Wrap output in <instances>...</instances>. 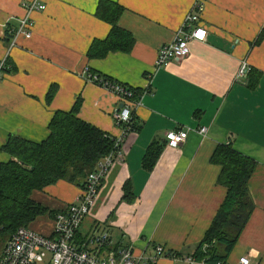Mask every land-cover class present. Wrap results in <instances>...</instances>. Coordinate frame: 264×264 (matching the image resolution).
<instances>
[{"label": "crops", "instance_id": "0c3cea01", "mask_svg": "<svg viewBox=\"0 0 264 264\" xmlns=\"http://www.w3.org/2000/svg\"><path fill=\"white\" fill-rule=\"evenodd\" d=\"M32 1L0 0V61L11 66L0 79V162L8 161L1 148L10 137L44 141L53 115L70 111L77 100L80 120L117 135L111 118L117 101L81 77L87 68L140 91L142 106L134 117L138 129L125 139L124 160L104 179L76 242L107 231L105 251L130 247L152 257L161 246L177 258L156 264H188L185 259L195 257L226 195L218 183L222 168L211 161L216 148L225 145L254 163L247 182L254 209L224 262L238 264L248 257L250 264H264V0H208L201 23L205 40L191 42L187 58L157 71V51L172 40L192 0H109L124 8L118 25L132 35L134 46L128 54L101 59L87 56L92 42L105 40L111 28L95 16L98 0H40L46 9L31 13V38H20L10 48L9 31ZM243 65L257 73L255 86L249 84V71L239 76ZM201 127L206 137L197 134ZM178 129L191 132L177 148L167 147L165 134ZM156 143L158 160L146 171L142 160ZM126 185L130 202L123 198ZM79 192L78 186L59 181L32 198L57 213ZM42 218L47 224L31 229L50 236L53 219ZM215 246L222 256L224 246Z\"/></svg>", "mask_w": 264, "mask_h": 264}, {"label": "trees", "instance_id": "16d2710c", "mask_svg": "<svg viewBox=\"0 0 264 264\" xmlns=\"http://www.w3.org/2000/svg\"><path fill=\"white\" fill-rule=\"evenodd\" d=\"M124 11L115 2L98 0L95 16L111 28L105 40L92 42L87 53L89 59H101L109 53H130L134 38L118 25ZM8 38L10 40L11 37ZM4 71L11 73L8 60ZM256 75L252 70L247 74L250 86L257 84ZM101 77L109 84H117L108 77ZM141 95L140 91H134L135 98ZM50 98L51 92L47 101ZM80 106V100H77L70 111L56 112L48 125L49 134L44 141L34 143L10 137L1 148L8 156V161L0 162L1 243L4 244L17 229L29 228L40 217H55L56 212H50L37 203L32 198L33 193L41 192L59 181L83 188L87 176L112 151L113 141L108 134L78 118ZM160 151L158 143L147 148L142 160L144 170L154 168ZM211 161L222 168L218 183L226 189V195L199 243L194 259H205L215 264L227 259L252 215L254 206L247 194V182L254 170V163L225 145L216 148ZM123 198L126 202L133 199L128 185L124 186ZM216 243L224 246L222 256L217 253Z\"/></svg>", "mask_w": 264, "mask_h": 264}, {"label": "built area", "instance_id": "2783aa9c", "mask_svg": "<svg viewBox=\"0 0 264 264\" xmlns=\"http://www.w3.org/2000/svg\"><path fill=\"white\" fill-rule=\"evenodd\" d=\"M39 1L33 0L26 5V15L19 19L15 29L9 31L10 48L15 47L20 38L26 40L31 38L34 28L31 13L43 12L46 9V5ZM207 2L208 0H192L190 10L172 40L158 49L154 65L155 71L166 68L172 61L187 58L190 43L205 40L206 30L201 23ZM5 62V59L0 61V79L5 72ZM248 71L247 66L243 65L239 76H246ZM80 75L88 83L109 91L117 101L118 105L113 109L111 118L118 133L115 136L109 135L113 141V149L87 176L76 201L65 210L56 213L52 221L51 235L45 236L31 228L17 229L2 246L0 264H156L160 258L175 260L177 257L161 246L155 248V255L152 257L137 254L130 247L120 249L118 252L105 251L110 245L107 231L95 232L82 244L76 242V236L84 219L94 207L96 196L104 179L117 162L124 160L125 139L139 127L134 117L142 106L140 96L135 98L133 90L119 84H109L101 76L91 73L87 68ZM190 132L189 129L167 132L164 137L166 146L177 148L184 143ZM196 132L199 136L206 137L207 129L201 127ZM89 247L96 253L88 250ZM102 251H105L103 255L100 254ZM185 262L188 264H210L205 259L196 261L194 258L185 259ZM215 264L227 263L219 261ZM238 264H250V260L248 257H241Z\"/></svg>", "mask_w": 264, "mask_h": 264}, {"label": "rangeland", "instance_id": "374dc122", "mask_svg": "<svg viewBox=\"0 0 264 264\" xmlns=\"http://www.w3.org/2000/svg\"><path fill=\"white\" fill-rule=\"evenodd\" d=\"M42 219H43V218L40 217V218H38V219L36 220L37 222L35 221V222H36L35 224H34V223L32 224V225H34V228H35V226L37 225L38 222H42L43 224H47V218H44L45 223H44V221H43ZM32 225H30L29 228H32ZM32 229H33V228H32ZM2 246H3V243L0 242V252H1Z\"/></svg>", "mask_w": 264, "mask_h": 264}]
</instances>
